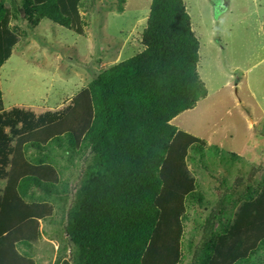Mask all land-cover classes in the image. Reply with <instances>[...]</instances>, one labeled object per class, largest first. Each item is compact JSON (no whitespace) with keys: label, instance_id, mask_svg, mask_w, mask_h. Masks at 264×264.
<instances>
[{"label":"rangeland","instance_id":"374dc122","mask_svg":"<svg viewBox=\"0 0 264 264\" xmlns=\"http://www.w3.org/2000/svg\"><path fill=\"white\" fill-rule=\"evenodd\" d=\"M183 2L199 41L197 71L207 96L171 121L183 141L182 162L170 191L176 212L173 225L179 230L174 264H190L202 241L204 219L221 196L216 191L220 177L233 191L221 196L222 213L213 231L216 244L224 245L227 264L246 257L251 264H262L264 248L257 250L259 254L251 251L263 237L252 242L250 231H264L258 225L264 218H250L252 224L244 227L232 225L240 207L254 205L264 190V0ZM30 4L0 0L16 40L11 57L0 68V211L16 140L61 121L98 74L143 50L141 37L151 0H82L80 35L37 19ZM51 152L60 157H53L52 166L47 165L50 170L36 176L62 182L68 196L25 202L27 210L33 206L50 210L32 219L37 235L31 259L34 264H81L82 253L63 228L89 172L79 174L76 150L62 147ZM91 161L90 156L86 166ZM216 252L210 261L221 257ZM200 256L202 252L196 260Z\"/></svg>","mask_w":264,"mask_h":264},{"label":"trees","instance_id":"16d2710c","mask_svg":"<svg viewBox=\"0 0 264 264\" xmlns=\"http://www.w3.org/2000/svg\"><path fill=\"white\" fill-rule=\"evenodd\" d=\"M27 1L37 19L82 33V0ZM8 22L0 5V68L16 44ZM141 45L140 53L98 74L74 99L65 118L16 140L0 211V264H34L29 251L37 226L32 219L50 210L24 206L26 201L40 202L37 198L42 196L67 198L62 182L53 184L36 176L50 170L47 165L52 166L53 157H60L51 149L62 147L76 150L79 174L89 172L76 203L67 210L63 228L82 253L81 264L176 261L179 230L173 225L176 212L171 209L170 191L182 162L183 141L171 121L207 96L197 71L199 41L183 0H151ZM1 100L0 91V109ZM90 156L91 166H86ZM216 191L222 196L233 189L220 177ZM221 196L204 219L202 241L190 264H227L224 245L217 246L213 232L222 213ZM257 199L252 206L240 207L232 227L251 225L250 218L262 221L264 190ZM254 213L258 214L251 217ZM250 235L252 242L263 237L251 251L259 254L264 231L254 229ZM214 249L221 257L210 261ZM198 252L202 256L196 260ZM240 263L251 264L249 257L234 264Z\"/></svg>","mask_w":264,"mask_h":264},{"label":"crops","instance_id":"0c3cea01","mask_svg":"<svg viewBox=\"0 0 264 264\" xmlns=\"http://www.w3.org/2000/svg\"><path fill=\"white\" fill-rule=\"evenodd\" d=\"M29 254H30V251H29ZM31 256V255H30Z\"/></svg>","mask_w":264,"mask_h":264}]
</instances>
